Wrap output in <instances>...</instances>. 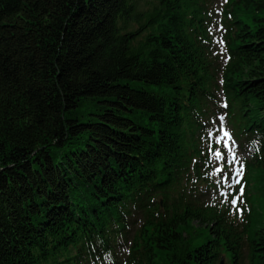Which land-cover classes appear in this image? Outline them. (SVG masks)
Listing matches in <instances>:
<instances>
[{
    "label": "trees",
    "instance_id": "trees-1",
    "mask_svg": "<svg viewBox=\"0 0 264 264\" xmlns=\"http://www.w3.org/2000/svg\"><path fill=\"white\" fill-rule=\"evenodd\" d=\"M215 4L0 0V264H264V0L219 5L223 51Z\"/></svg>",
    "mask_w": 264,
    "mask_h": 264
},
{
    "label": "rangeland",
    "instance_id": "rangeland-1",
    "mask_svg": "<svg viewBox=\"0 0 264 264\" xmlns=\"http://www.w3.org/2000/svg\"><path fill=\"white\" fill-rule=\"evenodd\" d=\"M225 0H216L217 16L215 22L212 25L213 31L216 35V44L219 46V51H223V40L220 37V10L219 5L222 7ZM134 86H142V83H137L131 81ZM221 99H223L222 93L220 94ZM223 101V100H222ZM97 105L94 101H86L83 105L79 107V110L73 113V116H83L92 112H96ZM91 117V115H89ZM218 123V124H217ZM217 126L211 130V137L214 141L221 143L222 149L219 151L220 155L216 156V162L219 160H224L228 163V168L230 169L227 172H221L222 167L217 165L215 174L217 175V181L220 183L226 182L228 186L232 189L238 191L241 195V201L239 204L240 209L242 206L251 208V203L249 205L246 198V186L248 185L244 179V159L249 156L251 149L241 140H238L235 137L232 127L229 124L225 114H221L216 122ZM227 133V135H225ZM250 193V192H249ZM238 197V196H237ZM236 197L232 202V205H236Z\"/></svg>",
    "mask_w": 264,
    "mask_h": 264
},
{
    "label": "snow or ice",
    "instance_id": "snow-or-ice-1",
    "mask_svg": "<svg viewBox=\"0 0 264 264\" xmlns=\"http://www.w3.org/2000/svg\"><path fill=\"white\" fill-rule=\"evenodd\" d=\"M225 135H227V133H225ZM216 155H217V156H219V155H220V153H218V152H217V153H216ZM233 202L235 203V201H233Z\"/></svg>",
    "mask_w": 264,
    "mask_h": 264
},
{
    "label": "water",
    "instance_id": "water-1",
    "mask_svg": "<svg viewBox=\"0 0 264 264\" xmlns=\"http://www.w3.org/2000/svg\"><path fill=\"white\" fill-rule=\"evenodd\" d=\"M221 264H224V261L222 260Z\"/></svg>",
    "mask_w": 264,
    "mask_h": 264
}]
</instances>
